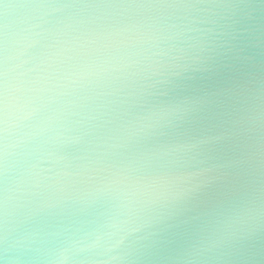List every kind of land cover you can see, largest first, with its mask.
<instances>
[{
	"label": "clouds",
	"instance_id": "obj_1",
	"mask_svg": "<svg viewBox=\"0 0 264 264\" xmlns=\"http://www.w3.org/2000/svg\"><path fill=\"white\" fill-rule=\"evenodd\" d=\"M0 264H264V0H0Z\"/></svg>",
	"mask_w": 264,
	"mask_h": 264
}]
</instances>
